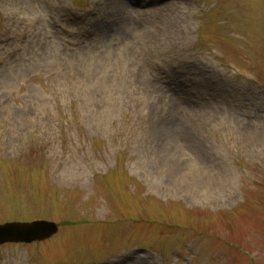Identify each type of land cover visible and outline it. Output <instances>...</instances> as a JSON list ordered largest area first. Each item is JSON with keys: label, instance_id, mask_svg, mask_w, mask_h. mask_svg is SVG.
<instances>
[{"label": "rangeland", "instance_id": "1", "mask_svg": "<svg viewBox=\"0 0 264 264\" xmlns=\"http://www.w3.org/2000/svg\"><path fill=\"white\" fill-rule=\"evenodd\" d=\"M160 1L0 0V223L101 227L0 264H264V0Z\"/></svg>", "mask_w": 264, "mask_h": 264}, {"label": "water", "instance_id": "2", "mask_svg": "<svg viewBox=\"0 0 264 264\" xmlns=\"http://www.w3.org/2000/svg\"><path fill=\"white\" fill-rule=\"evenodd\" d=\"M56 231V226L50 223L32 225L8 224L0 226V243L4 241H32L42 239Z\"/></svg>", "mask_w": 264, "mask_h": 264}]
</instances>
